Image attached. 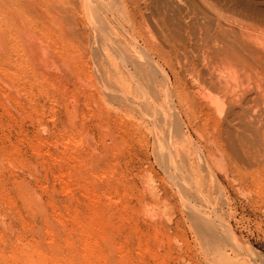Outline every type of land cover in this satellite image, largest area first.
I'll use <instances>...</instances> for the list:
<instances>
[{
    "label": "rangeland",
    "instance_id": "1",
    "mask_svg": "<svg viewBox=\"0 0 264 264\" xmlns=\"http://www.w3.org/2000/svg\"><path fill=\"white\" fill-rule=\"evenodd\" d=\"M263 51L264 0H0V264H264Z\"/></svg>",
    "mask_w": 264,
    "mask_h": 264
},
{
    "label": "bare ground",
    "instance_id": "2",
    "mask_svg": "<svg viewBox=\"0 0 264 264\" xmlns=\"http://www.w3.org/2000/svg\"><path fill=\"white\" fill-rule=\"evenodd\" d=\"M253 46H254V45H253ZM246 48H247V47H246ZM254 49H255V48H254ZM257 49H258V48H257ZM251 50H253V47H252ZM248 51H249V50H248ZM260 51H261V50H260ZM252 52H253V51H252ZM263 52H264V51H263ZM261 53H262V52H261ZM255 54H258V55L260 56V54L257 53V52H255ZM255 54H254L253 56H252L251 54H250V55H251L252 57L256 58L257 55L255 56ZM262 54H263V53H262ZM263 55H264V54H263ZM263 55H262V57H259V56H258V57L256 58L255 62L257 61L258 63H257V62L255 63V62L253 61L254 64H255L254 66H256L255 68L260 69V71H264V56H263ZM252 59H253V58H252ZM224 65H225V64H224ZM227 65H229V64H227ZM230 68H231V67H230ZM232 68H233V67H232ZM223 69H226V67H225V68L223 67ZM228 69H229V67L227 68V70H228ZM235 70H238V69H235ZM233 71H234V69H233ZM233 71H232L231 69H229V72H230V74H229V75H230V76H229V79L231 78V76L234 77V75H236V74H235L236 72H235V71L233 72ZM255 71H256V69H255ZM256 73H257V72H256ZM227 75H228V74H227ZM231 80H232V79H231ZM233 80H234V78H233ZM206 94H208V93H206ZM202 97H205V96H202ZM205 98L208 99V101L210 102V103H209L210 105H214V107L217 106V101H218V100H217L216 98H214V97H210L209 95H208L207 97H205ZM203 99H204V98H203ZM216 100H217V101H216ZM261 120H262V119H261ZM263 120H264V118H263ZM257 122H258V121H257ZM261 123H262V124H261ZM261 123L258 122V124H260V126L264 124L263 121H262ZM258 124H257V125H258ZM260 126H257V127L260 128ZM257 127H256V128H257ZM261 127H262V126H261ZM255 131H256V130H255ZM256 132H257V131H256ZM256 132H255V133H256ZM258 132H260V136H261V137H260V142H259L258 149H260L261 152L264 153V125H263L262 129H261V128L259 129ZM258 135H259V134H258ZM254 154H255V152H254ZM257 155H258V152H257ZM252 156H253V155H252ZM259 156H260V155H259ZM259 156H258V157H259ZM258 157H257L256 159H258ZM254 158H255V157H254ZM254 158H253V159H254ZM261 158H263V156H262ZM256 159H254V160L256 161ZM259 159H260V158H259ZM262 160H263V159H262ZM260 163H261V162H260ZM263 166H264V165H263ZM260 169H261V168H260ZM245 177H246V176H245ZM249 181H250V180H249ZM256 181H257V180H256ZM256 181H255V182H256ZM152 193L154 194V192H152ZM166 225H167V224H166ZM207 243H208V242H207ZM211 247H212V246H211ZM211 247H210V248H211ZM25 256H26V255H25Z\"/></svg>",
    "mask_w": 264,
    "mask_h": 264
}]
</instances>
